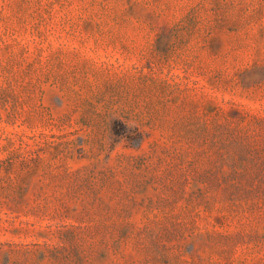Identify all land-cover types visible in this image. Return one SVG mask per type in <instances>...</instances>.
Listing matches in <instances>:
<instances>
[{"label": "rangeland", "instance_id": "1", "mask_svg": "<svg viewBox=\"0 0 264 264\" xmlns=\"http://www.w3.org/2000/svg\"><path fill=\"white\" fill-rule=\"evenodd\" d=\"M0 264H264V0H0Z\"/></svg>", "mask_w": 264, "mask_h": 264}]
</instances>
